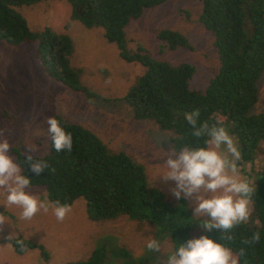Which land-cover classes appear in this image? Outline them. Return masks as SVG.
<instances>
[{
  "label": "trees",
  "instance_id": "16d2710c",
  "mask_svg": "<svg viewBox=\"0 0 264 264\" xmlns=\"http://www.w3.org/2000/svg\"><path fill=\"white\" fill-rule=\"evenodd\" d=\"M47 0H0V41L11 47L32 45L36 61L54 82L81 94L85 100L102 97L83 84L81 71L70 65L74 49L72 39L48 28L33 31L17 9ZM70 6L71 20L87 29L102 28L103 38L116 45L119 57L138 63L145 72L127 89L122 101L131 109L135 121H153L161 131L171 134V147L179 152L184 146L205 147L207 137L196 138L184 114L198 110L200 122L223 126L236 138L241 159L236 161L243 177L254 182L249 220L229 233L220 229L204 235L239 253V264H264V114H252L258 102V81L264 72V0H200L199 22L213 38L219 65L204 90L190 88L195 67L188 62L172 65L152 59L142 48H127L125 28L139 19L145 10L176 0H64ZM159 49L192 50L182 33L164 28L156 33ZM62 128L72 135V150L57 152L49 135L48 150L37 156L49 168L36 176L25 155L11 149L21 173L31 179V186L42 188L46 199L55 205L72 206L82 199L88 218L95 222L126 217L147 221L159 240H167L171 251L191 239L196 222L180 205L168 202L164 194L148 185L145 169L122 151H111L92 131L54 115ZM260 163V167L257 166ZM254 232L260 233L256 244H244ZM232 235L233 240L223 237ZM15 253L39 250L44 262L49 257L42 245L22 236L8 240ZM22 242V243H21ZM108 242L96 246L83 260L65 264H105ZM113 254L130 259L124 248ZM145 261V259H142Z\"/></svg>",
  "mask_w": 264,
  "mask_h": 264
},
{
  "label": "rangeland",
  "instance_id": "374dc122",
  "mask_svg": "<svg viewBox=\"0 0 264 264\" xmlns=\"http://www.w3.org/2000/svg\"><path fill=\"white\" fill-rule=\"evenodd\" d=\"M17 11L25 17L31 30L48 28L72 39L70 65L81 71L83 84L102 98L87 101L81 94L49 79L36 61L32 45L11 47L0 41V130H4L0 139L6 137L11 149L17 147L24 155L26 145H36L39 151L34 156H41L47 152L49 144L47 118L60 115L80 124L99 137L109 150L125 152L142 164L148 185L161 191L168 202L180 205L182 201L196 222L191 239L204 235L202 220L209 217H193V200L185 199L183 193L177 199L171 192L175 181L159 176L166 170L165 160L172 148L171 134L161 131L153 121H135L131 109L122 101L127 89L145 69L138 63L120 59L116 45L103 38L102 28L87 29L71 20L70 6L64 0L41 1ZM200 11V0H176L145 10L124 30L128 50L142 47L152 59L172 65L192 64L195 73L190 88L204 90L219 61L212 36L199 22ZM164 28L185 35L192 50L161 52L156 33ZM257 86L259 98L251 113L264 114V72ZM11 149L8 154L13 157ZM257 166L260 167V163ZM239 173L244 178L240 170ZM25 190L40 200H47L42 188ZM21 212L19 207L8 205L5 195L0 193V215L6 219V223L0 225V264L79 261L105 241L110 245L105 264H161L171 251L169 241L156 238L147 221H132L124 216L110 221L90 220L82 199L73 203L63 221L57 220L53 208L38 212L30 220L21 219ZM17 236L42 245L48 261H43L37 249L22 255L15 253L8 240ZM150 239L160 242L161 252L147 250ZM118 248L126 249L130 259L113 254Z\"/></svg>",
  "mask_w": 264,
  "mask_h": 264
},
{
  "label": "clouds",
  "instance_id": "9594fccd",
  "mask_svg": "<svg viewBox=\"0 0 264 264\" xmlns=\"http://www.w3.org/2000/svg\"><path fill=\"white\" fill-rule=\"evenodd\" d=\"M199 118L198 110L184 114V119L191 126V134L196 138L207 137L205 147L184 146L179 152L171 148L165 160L166 170L159 176L166 181H175L171 192L177 199L183 193L185 199L193 200V217H209L202 220L206 231L220 229L222 233H229L249 220L256 187L254 182L240 176L236 161L241 159V153L226 128L210 126L207 121L200 122ZM45 122L55 150L71 152V133L66 132L54 117L47 118ZM3 134L4 130H0V137ZM26 148L24 163L36 176H40L49 164L34 156L39 151L38 146L26 145ZM10 149L8 139H0V193L5 195L6 203L22 209L21 219L24 220L53 208L57 220L63 221L71 212V206L61 205L58 201L53 205L27 192L25 189L31 186V179L21 173L20 165L8 154ZM5 223V217L0 215V225ZM223 238L233 240L232 235ZM260 238V233L254 232L243 243L256 244ZM146 248L161 252V244L156 239L148 240ZM244 255V248L237 254L222 243L201 235L181 243L167 254L161 264H239L240 257Z\"/></svg>",
  "mask_w": 264,
  "mask_h": 264
}]
</instances>
